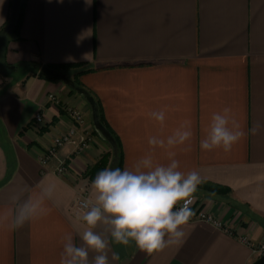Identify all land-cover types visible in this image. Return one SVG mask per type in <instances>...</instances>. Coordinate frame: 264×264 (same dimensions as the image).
I'll return each mask as SVG.
<instances>
[{"label":"crops","instance_id":"1","mask_svg":"<svg viewBox=\"0 0 264 264\" xmlns=\"http://www.w3.org/2000/svg\"><path fill=\"white\" fill-rule=\"evenodd\" d=\"M13 0H0V31L10 23ZM0 36V206L14 193L57 189L47 215L15 231L0 226V264H59L63 237L73 233L78 198L113 166L111 146L94 131L87 100L64 83L39 75L62 70L100 103L121 145L122 169L151 152L179 170L203 178L195 197L202 209L231 225L236 236L205 222H189L186 239L149 255L134 242L110 241L109 264H252L259 255L239 240L264 243V0H25L19 28ZM86 57V58H85ZM71 58V59H69ZM54 94L60 100L50 99ZM85 116L93 141L81 153L69 143L58 152L69 175L55 173L59 160L40 156ZM225 107L248 133L230 152L203 151L200 141L213 113ZM165 111L163 126L151 117ZM42 112L44 121L35 122ZM191 125V150L152 148ZM83 134L78 129L75 140ZM215 190V191H212ZM98 228L97 231H101ZM119 260H112V253ZM95 253H89V259Z\"/></svg>","mask_w":264,"mask_h":264},{"label":"clouds","instance_id":"2","mask_svg":"<svg viewBox=\"0 0 264 264\" xmlns=\"http://www.w3.org/2000/svg\"><path fill=\"white\" fill-rule=\"evenodd\" d=\"M86 58V57H85ZM71 59V58H69ZM151 117L163 126L165 111H154ZM264 128L255 122L250 132L257 135ZM248 133L225 107L213 113L206 134L200 141L203 151L221 149L230 152ZM191 125L182 123L167 137H150L148 144L170 150L185 145L191 150ZM176 153L168 151L169 163H155L150 153L142 156L131 168L105 167L91 182V194L82 201L75 218L76 234L83 242L78 245L73 233L63 237L59 264H109L110 241L127 246L130 242L149 255L169 246H179L186 239L184 227L193 216L190 205L203 178L196 170H179ZM57 196L56 186L47 184L35 193L19 192L0 206V226L15 231L51 210L49 202ZM101 228V231H97ZM95 256L89 259V253ZM112 260H119L112 253Z\"/></svg>","mask_w":264,"mask_h":264},{"label":"built area","instance_id":"3","mask_svg":"<svg viewBox=\"0 0 264 264\" xmlns=\"http://www.w3.org/2000/svg\"><path fill=\"white\" fill-rule=\"evenodd\" d=\"M51 101H53L55 104H60V100L57 98L56 95L51 94L50 95ZM70 117L72 118L74 122V126L65 134L55 138L53 141V144L48 147L46 152H44L40 156V162L43 166L48 165L52 160L58 159V152L60 149H62L65 145L69 143H73L76 145V152L81 153L84 151L93 141V133L87 129V120L83 113L80 111L73 109V108H67L66 109ZM44 121V116L42 112H38L35 116V122L37 124H40ZM78 129L83 130V134L79 136V139L76 141L74 138L77 134ZM59 165L55 169V173L60 177H66L69 175V169L67 167L66 161L59 160ZM86 195H83L82 197L78 198L76 201V206L79 210L82 208V201L86 199ZM199 204V199L194 196L193 203L190 205L193 216L190 219L189 222H205L209 223L218 229H221L225 233L236 236L235 230L232 228L231 225H228L221 219L215 216V214L204 210L201 208ZM239 240L250 247L254 254L259 255L260 257L264 255V243L262 244H255L253 243L252 239L249 236H239Z\"/></svg>","mask_w":264,"mask_h":264},{"label":"water","instance_id":"4","mask_svg":"<svg viewBox=\"0 0 264 264\" xmlns=\"http://www.w3.org/2000/svg\"><path fill=\"white\" fill-rule=\"evenodd\" d=\"M21 1L22 0H13L10 23L6 28L8 33H12L14 27L16 26V22L20 13ZM39 75L47 79L64 83L87 100L91 107V120L94 130L103 141L107 142L111 146L114 155L113 166H116L119 162V145L113 133L102 121L99 104L96 98L87 89L77 85L75 80L62 70H57L46 66L41 68ZM252 264H264V255L259 257V259H257Z\"/></svg>","mask_w":264,"mask_h":264},{"label":"trees","instance_id":"5","mask_svg":"<svg viewBox=\"0 0 264 264\" xmlns=\"http://www.w3.org/2000/svg\"><path fill=\"white\" fill-rule=\"evenodd\" d=\"M24 2H25V0H22V1H21L19 17H18V19H17L16 26L14 27L13 31H16V30L19 28V25H20V22H21V17H22V11H23V8H24ZM4 34H7V33H6L5 29H2V30L0 31V36H1V35H4ZM74 80H75V82L77 83V85H79V86L82 87V85H81L76 79H74ZM73 91H74V90H73ZM96 100H97V99H96ZM97 102H98V104H99L100 114H101L102 121H103L104 124L110 129V131L113 133V135L115 136V138H116V140H117V142H118V145H119V150H120V152H119V162H118V164H117L116 166H114V168H115V167H120V168L122 169V152H121V145H120L119 139H118V137L116 136V134L112 131V129L109 127V125L107 124V122L105 121V119L103 118L102 111H101V107H100V103H99L98 100H97ZM94 131H95V130H94ZM95 133H96V131H95ZM212 191H215V190H212Z\"/></svg>","mask_w":264,"mask_h":264}]
</instances>
